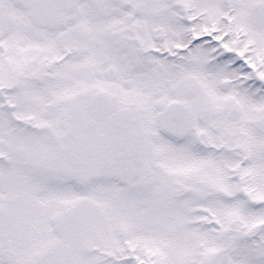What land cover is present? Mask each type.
<instances>
[{
	"label": "snow or ice",
	"instance_id": "snow-or-ice-1",
	"mask_svg": "<svg viewBox=\"0 0 264 264\" xmlns=\"http://www.w3.org/2000/svg\"><path fill=\"white\" fill-rule=\"evenodd\" d=\"M0 264H264V0H0Z\"/></svg>",
	"mask_w": 264,
	"mask_h": 264
}]
</instances>
